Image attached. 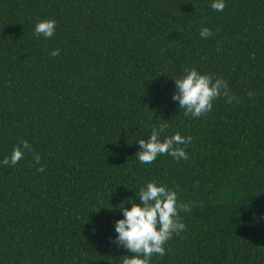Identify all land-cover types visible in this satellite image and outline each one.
<instances>
[{
  "label": "trees",
  "instance_id": "16d2710c",
  "mask_svg": "<svg viewBox=\"0 0 264 264\" xmlns=\"http://www.w3.org/2000/svg\"><path fill=\"white\" fill-rule=\"evenodd\" d=\"M210 4L0 0V160L30 146L0 165V264H123L116 206L152 181L191 207L152 264L264 263V0ZM186 68L227 85L199 118L171 99ZM161 125L188 158L141 164Z\"/></svg>",
  "mask_w": 264,
  "mask_h": 264
},
{
  "label": "clouds",
  "instance_id": "9594fccd",
  "mask_svg": "<svg viewBox=\"0 0 264 264\" xmlns=\"http://www.w3.org/2000/svg\"><path fill=\"white\" fill-rule=\"evenodd\" d=\"M210 7L216 12H222L225 0H211ZM55 31L54 20H42L34 27V35L37 38H52ZM199 35L207 39L212 33L208 28H202ZM58 54L59 50L51 53L52 56ZM172 80L175 91L171 99L178 104L179 109L184 110L185 116L201 117L212 110L216 98L226 94L223 91L227 87L224 81L200 74L194 68H186L182 76ZM165 130L164 125L154 126L147 142L144 139L135 141L139 148L135 156L141 164H151L165 154L174 160L188 158L180 145L190 143L191 138H185L179 133L165 136ZM24 150H30L27 141L14 148L10 156L0 160V165H16L23 159ZM34 159L35 163L39 164V156ZM136 200H139V203H136ZM125 204L130 207H125ZM116 208L122 218L113 222L114 236L111 242L132 254L131 257H123V264H152L154 256L163 257L166 254V243L174 235H179L185 230L179 213L191 211L189 205L178 203L176 191L155 181L142 185L138 192H134V197L119 203Z\"/></svg>",
  "mask_w": 264,
  "mask_h": 264
},
{
  "label": "water",
  "instance_id": "95a60500",
  "mask_svg": "<svg viewBox=\"0 0 264 264\" xmlns=\"http://www.w3.org/2000/svg\"><path fill=\"white\" fill-rule=\"evenodd\" d=\"M264 264V263H263Z\"/></svg>",
  "mask_w": 264,
  "mask_h": 264
}]
</instances>
